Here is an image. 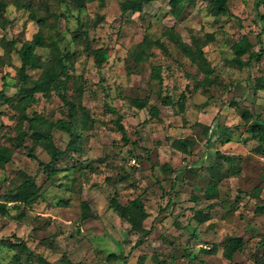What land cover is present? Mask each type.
Wrapping results in <instances>:
<instances>
[{
    "label": "rangeland",
    "instance_id": "374dc122",
    "mask_svg": "<svg viewBox=\"0 0 264 264\" xmlns=\"http://www.w3.org/2000/svg\"><path fill=\"white\" fill-rule=\"evenodd\" d=\"M0 1L6 4L2 16L8 20L0 28V90L9 96L16 92L21 64L17 50L39 30L28 8L33 6L48 24L58 15L56 28H45V33L63 52H76L68 96L70 100L80 96L94 120L84 128L81 111L74 109L82 152L71 151V157L56 163L58 171L49 175L39 170V162L49 163L50 154L32 138L25 140L27 147H16L13 139L21 131L17 111L0 102V144L13 154L9 163L0 164V202H7L3 196L27 174L43 188L32 206L8 201L7 214L0 213V264H43L35 255L51 264H156L157 259L165 264H264V212L257 209L264 206V194L258 198L253 193L264 187V150L258 149L260 142L247 131L249 121L242 117L248 109L264 118V90L255 89L256 80L264 79V0H229L237 17L218 21L207 0H194L179 19L171 13L170 0H157L141 12L127 14L120 9L122 0H97L81 12L68 11L53 0ZM79 22L89 31L92 47L107 50L109 59L102 67L75 42ZM211 33L215 41L205 50L215 73L197 89L204 76L180 44L191 43L194 36L205 40ZM244 35L255 51H263L252 65L240 68L232 63V45ZM142 48L148 51L139 58ZM36 53L43 60L50 56L49 49ZM28 73L34 79L40 75L34 69ZM166 95L176 102L185 100L184 110L163 105ZM38 97L28 109L30 115L38 112L51 122L69 124L70 107L54 89L49 98ZM136 97H149V105L137 109L130 103ZM108 106L122 115L126 137ZM152 106L159 108L158 118L151 115ZM23 129L28 130L27 123ZM52 133L56 145L65 149L69 134L57 128ZM178 138L195 140L190 153L174 147ZM31 147L38 160L27 155ZM218 150L241 158L238 174L216 156ZM212 177L219 183L221 200L206 198ZM116 194L123 203L138 196L144 200L150 215L136 221L135 230L109 208V199ZM84 200L99 218L82 219ZM210 204L212 219L198 223L195 211L207 210ZM236 236L245 245L230 261L224 255L225 243ZM21 241L25 250L17 244ZM214 245L215 252L203 249Z\"/></svg>",
    "mask_w": 264,
    "mask_h": 264
},
{
    "label": "trees",
    "instance_id": "16d2710c",
    "mask_svg": "<svg viewBox=\"0 0 264 264\" xmlns=\"http://www.w3.org/2000/svg\"><path fill=\"white\" fill-rule=\"evenodd\" d=\"M53 1L58 5H64L68 11L76 10L78 12H81L87 3H92L97 0ZM154 1L157 0H122L120 2V9L122 11V14H127L128 12H141L146 4ZM207 1L211 7V14L216 18L217 21L220 20V18L223 16L237 17L230 10L229 0ZM192 3H194V0H170L171 13L174 18L179 19L182 13ZM5 6L6 4L0 1V28H4L8 23L7 18H4L2 16V10L5 9ZM22 8H27V6L22 5ZM28 8L32 11V19L38 22L39 30L33 35L30 41H25L22 44L21 48L17 50L21 64L18 67L17 80L14 84V86L16 87V92L13 95L9 96L6 94L4 89L0 90V102L4 101L10 104L11 107H13L17 111V125L21 128V131L13 139L16 147H27L24 144L25 140L27 138H32L35 146H42L44 150H46L51 156V161L49 163L45 164L41 161L39 162V170L48 171L49 175H53L54 173H56V171H58L57 168H54V165L68 156L71 157V151H76L78 153L82 152V148L80 145L82 140L79 139L81 136L79 133H81V131H79V133L76 132L75 125H73V119L78 117L77 114L75 115V113L73 112L74 109L79 108V110L81 111L82 117L80 123L81 125L83 124V122L85 123V126H83L84 128H87L90 125V122L94 123V120L91 119L86 107L79 102L80 96H78L76 100H70L68 96L67 91L72 80V75L70 74L69 69L73 63L74 57L77 55L76 52H63V50L59 48L58 43L51 36H47L45 33V28H47L48 30L56 28L58 15L55 14L53 23L48 24L45 22L43 17H39V15H37V11L34 10L33 6H29ZM261 19L264 20V15H262ZM172 33L173 32H171L170 30L171 38L175 39ZM261 33H264V26ZM260 36L261 34L258 35V37ZM74 40L76 43L85 46V50L94 56L95 61L99 67H102L104 63L109 59L108 52L105 48L92 47L93 39H91L89 31L80 22L78 23V27L74 35ZM214 41L215 36L213 33H211L207 34L205 40L194 36L191 43L183 41L180 44V50L186 57L190 59L193 64L196 65L198 72L204 76L203 80L198 81L197 89H199L200 85L205 86V80L210 78L215 73V69L208 59L207 52L205 50V47L209 43ZM11 46L12 48L15 47L14 42L11 43ZM254 46L255 45L250 41L249 36L244 35L240 40L232 45L234 56L232 59V63L240 68H243L245 66L252 65L254 60L260 59L263 50L255 51ZM39 48L50 50V56L48 59L43 60L36 53L37 49ZM147 51L148 48H142L140 50L139 58L144 57L143 55L144 53H147ZM246 55L248 59H244V56ZM30 69L39 70V77L36 79L32 78V76L28 73ZM156 75L160 77L158 72ZM53 89L70 107L69 111L72 120L69 122V124L63 120H60L56 123L51 122L42 113L33 112L32 115L28 113V109L33 104H37L39 102L38 95L49 98L52 94ZM255 89L264 90L263 78H258L256 80ZM15 98L18 99L16 101H12ZM149 101V97L130 98V103L139 110L145 109L149 105ZM162 103L165 106H177L181 111H183L186 102L185 100H178L176 102L172 99L171 96L166 95L163 97ZM108 110L112 111L118 116L116 124L120 131L123 133L124 137H126V128L121 123L122 115L119 114L116 108H113L111 106H108ZM150 113L153 117L158 118L160 115V110L157 106H152L150 108ZM242 117L245 121H249L247 131L253 136L254 139H258V141L260 142L258 149L262 148L264 150V118L253 115L248 109L243 110ZM78 122L79 120L76 119V123ZM25 123L28 124V130L23 129ZM54 128L60 129L69 134L70 138L66 144L65 149H62L56 145L52 133V130ZM209 130V127L205 128L206 133H208ZM221 137L222 136H219L218 140H220ZM228 137L227 139H225L226 141L229 139ZM195 143V140L190 138H178L173 142V145L176 149L182 152L190 153ZM12 155L13 154L10 148L0 144V164L5 165L6 163H9L12 160ZM27 155L38 160V157L34 152V147L29 148V152L27 153ZM216 156L230 165L229 171L231 173L232 171L237 174L240 172L237 165L238 163H240V161H242L240 157H238L237 159L235 155L223 154L219 150L216 151ZM165 167H167V165ZM70 170L72 171L73 169L70 168ZM26 176V179L20 185H18V187L10 190L3 196L5 197L7 202L9 201L15 204H25L27 206H32L39 198H41L43 194L42 186L38 184L34 176L30 174H27ZM262 192L264 194V187L257 188L253 193L255 197L259 198ZM205 193L208 200H221L219 183L213 177L210 178L209 183L205 188ZM7 202H0L1 214H7ZM207 207V210L200 208L195 211L193 217L198 223H204L212 219V215L209 211L213 209L214 204H210ZM109 208L114 210V212L121 219L128 222L133 230H135L133 225L136 223V221H145L150 215L141 196L123 203L119 200V197L116 194L110 197ZM257 209H259L261 212H264V206H260ZM99 217L100 214L97 211H93L86 200L82 201L83 220ZM17 244L18 246L22 247L23 250L27 248V245L23 241ZM244 245L245 241L241 237L236 236L228 238L225 243L224 249L225 257L228 260L233 261L235 253L241 251ZM203 249L204 251L209 253L212 249V252H215L216 245H214L213 248L204 247ZM189 255L195 258L192 252H189ZM35 257L43 264H51L43 256L35 255ZM165 263L166 262L164 260H156V264Z\"/></svg>",
    "mask_w": 264,
    "mask_h": 264
},
{
    "label": "built area",
    "instance_id": "2783aa9c",
    "mask_svg": "<svg viewBox=\"0 0 264 264\" xmlns=\"http://www.w3.org/2000/svg\"><path fill=\"white\" fill-rule=\"evenodd\" d=\"M134 162H135V160H134Z\"/></svg>",
    "mask_w": 264,
    "mask_h": 264
}]
</instances>
